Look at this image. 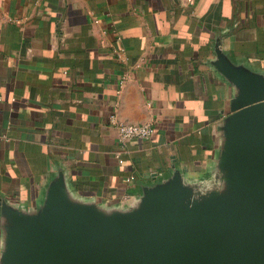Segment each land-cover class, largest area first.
Instances as JSON below:
<instances>
[{"label":"crops","instance_id":"obj_1","mask_svg":"<svg viewBox=\"0 0 264 264\" xmlns=\"http://www.w3.org/2000/svg\"><path fill=\"white\" fill-rule=\"evenodd\" d=\"M218 38L264 73V0H0V200L37 207L59 167L109 206L174 167L210 179L234 94ZM113 116L156 132L121 145Z\"/></svg>","mask_w":264,"mask_h":264},{"label":"water","instance_id":"obj_2","mask_svg":"<svg viewBox=\"0 0 264 264\" xmlns=\"http://www.w3.org/2000/svg\"><path fill=\"white\" fill-rule=\"evenodd\" d=\"M234 89L211 178L142 185L128 205L76 195L59 167L33 209L0 200V264H264V73L215 44Z\"/></svg>","mask_w":264,"mask_h":264},{"label":"built area","instance_id":"obj_3","mask_svg":"<svg viewBox=\"0 0 264 264\" xmlns=\"http://www.w3.org/2000/svg\"><path fill=\"white\" fill-rule=\"evenodd\" d=\"M193 4L194 0H190ZM126 83L124 79L121 81V86L123 87ZM112 126L117 131L118 141L121 145H125L132 140H148L151 139L155 132L156 126L155 123H146L143 125H132L120 121L116 116H113L111 119ZM133 179V177H131Z\"/></svg>","mask_w":264,"mask_h":264}]
</instances>
